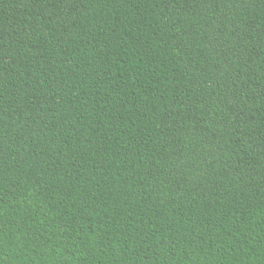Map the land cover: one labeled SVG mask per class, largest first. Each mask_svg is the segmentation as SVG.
Masks as SVG:
<instances>
[{"label":"trees","instance_id":"1","mask_svg":"<svg viewBox=\"0 0 264 264\" xmlns=\"http://www.w3.org/2000/svg\"><path fill=\"white\" fill-rule=\"evenodd\" d=\"M0 264H264V0H0Z\"/></svg>","mask_w":264,"mask_h":264}]
</instances>
